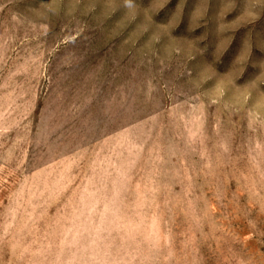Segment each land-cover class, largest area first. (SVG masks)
I'll list each match as a JSON object with an SVG mask.
<instances>
[{"label":"rangeland","instance_id":"rangeland-1","mask_svg":"<svg viewBox=\"0 0 264 264\" xmlns=\"http://www.w3.org/2000/svg\"><path fill=\"white\" fill-rule=\"evenodd\" d=\"M0 264H264V0H0Z\"/></svg>","mask_w":264,"mask_h":264}]
</instances>
